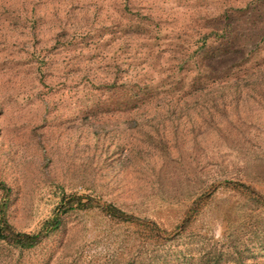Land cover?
I'll return each instance as SVG.
<instances>
[{
	"label": "rangeland",
	"instance_id": "1",
	"mask_svg": "<svg viewBox=\"0 0 264 264\" xmlns=\"http://www.w3.org/2000/svg\"><path fill=\"white\" fill-rule=\"evenodd\" d=\"M231 183L264 196V0H0L8 223L36 232L63 194L168 233L192 213L162 242L73 210L0 264H264V207Z\"/></svg>",
	"mask_w": 264,
	"mask_h": 264
},
{
	"label": "trees",
	"instance_id": "2",
	"mask_svg": "<svg viewBox=\"0 0 264 264\" xmlns=\"http://www.w3.org/2000/svg\"><path fill=\"white\" fill-rule=\"evenodd\" d=\"M120 86L121 85L117 84H109L105 86L104 90L107 93L116 91L118 92V90L121 88ZM123 87L127 90L126 93H128L127 96L129 97V102L131 104L137 102L138 96H140V91L136 90L137 87L135 85H126V87ZM112 97L114 98V96ZM231 185L233 188L247 193L249 196L255 199L258 205L264 207V196H262L259 192L249 189L245 185L237 183H231ZM0 188L2 189L4 196L0 203V242L21 251L31 250L39 246L50 235L56 233L63 223L64 215L72 212L73 210L98 209L112 220L120 223H130L142 227L149 233H153L157 241L162 242L176 238L177 232H179L178 234L184 233L192 219V213H188V215L183 219L182 223L177 227L178 231H176V233H168L164 230H161L154 221L149 219H141L134 215L127 214L112 204H101L91 196L63 194L52 215L41 223L39 229L33 233H25L18 231L13 225L8 223L5 214V208L7 206L6 202L8 200V191L3 185H0ZM210 194L211 192L209 193V196ZM196 209L197 205L194 204L190 211L194 212ZM232 260L233 264H247L244 259H240L238 256L232 257Z\"/></svg>",
	"mask_w": 264,
	"mask_h": 264
}]
</instances>
